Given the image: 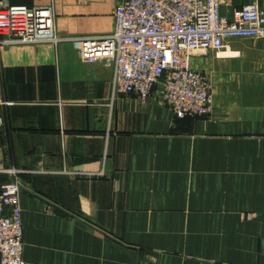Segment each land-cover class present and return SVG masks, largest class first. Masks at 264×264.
Wrapping results in <instances>:
<instances>
[{
    "label": "crops",
    "instance_id": "0c3cea01",
    "mask_svg": "<svg viewBox=\"0 0 264 264\" xmlns=\"http://www.w3.org/2000/svg\"><path fill=\"white\" fill-rule=\"evenodd\" d=\"M123 1L0 0L52 8L63 39L0 49V183L18 172L24 264H264V39L196 52L214 112L176 119L158 88L114 94L113 65L80 57Z\"/></svg>",
    "mask_w": 264,
    "mask_h": 264
},
{
    "label": "built area",
    "instance_id": "2783aa9c",
    "mask_svg": "<svg viewBox=\"0 0 264 264\" xmlns=\"http://www.w3.org/2000/svg\"><path fill=\"white\" fill-rule=\"evenodd\" d=\"M222 0H124L114 12V31L81 37L85 63H111L114 94L146 101L159 89L176 119H201L214 112L208 76L191 66L198 52L217 56L233 40L264 39V11L257 3L221 14ZM52 8L14 5L0 9V49L8 44L58 45ZM0 183V264H24L21 184Z\"/></svg>",
    "mask_w": 264,
    "mask_h": 264
}]
</instances>
